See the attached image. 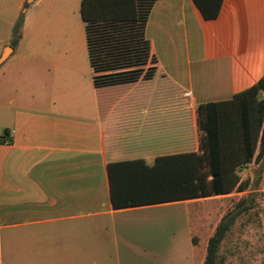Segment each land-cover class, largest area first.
<instances>
[{
	"label": "crops",
	"instance_id": "obj_1",
	"mask_svg": "<svg viewBox=\"0 0 264 264\" xmlns=\"http://www.w3.org/2000/svg\"><path fill=\"white\" fill-rule=\"evenodd\" d=\"M24 3L0 8V54ZM80 4L32 0L0 64V264H202L207 241L180 208L204 199L114 209L108 166L199 152L196 108L264 77V0H223L210 21L192 0H156L155 74L104 108Z\"/></svg>",
	"mask_w": 264,
	"mask_h": 264
},
{
	"label": "trees",
	"instance_id": "obj_2",
	"mask_svg": "<svg viewBox=\"0 0 264 264\" xmlns=\"http://www.w3.org/2000/svg\"><path fill=\"white\" fill-rule=\"evenodd\" d=\"M155 1L81 0L93 86L102 108L155 74L156 58L145 36ZM192 1L205 21L217 19L223 6V0ZM23 16L13 26L12 49L21 40ZM196 114L199 152L158 157L150 165L140 160L109 164L114 209L244 192L251 181H242L239 174L250 164L257 167L253 183L259 185L264 176V77L230 100L199 105ZM255 194L241 198L222 216L207 240L202 264H223L221 246L251 209Z\"/></svg>",
	"mask_w": 264,
	"mask_h": 264
},
{
	"label": "rangeland",
	"instance_id": "obj_3",
	"mask_svg": "<svg viewBox=\"0 0 264 264\" xmlns=\"http://www.w3.org/2000/svg\"><path fill=\"white\" fill-rule=\"evenodd\" d=\"M31 1L25 0L21 13L31 6ZM4 3L5 0L0 4V8L5 10L10 8L9 4ZM72 23L78 28L81 24L80 17L76 12L72 16ZM79 38L83 41L81 32ZM5 48L1 50L0 56ZM256 168L254 164H250L239 174L242 181L246 179L251 181L246 191H234L228 196H213L200 203L180 208L182 212L188 214L190 227L193 234L198 236V247L199 250H202L222 216L236 206L235 204L241 198L256 193L251 209L236 221L233 231L228 234L221 246V254L225 258L223 264H264V176L262 175L263 179L256 186L253 183Z\"/></svg>",
	"mask_w": 264,
	"mask_h": 264
},
{
	"label": "water",
	"instance_id": "obj_4",
	"mask_svg": "<svg viewBox=\"0 0 264 264\" xmlns=\"http://www.w3.org/2000/svg\"><path fill=\"white\" fill-rule=\"evenodd\" d=\"M12 52H13V49L11 47L5 48L2 55L0 56V64H3ZM245 168H247V166Z\"/></svg>",
	"mask_w": 264,
	"mask_h": 264
}]
</instances>
